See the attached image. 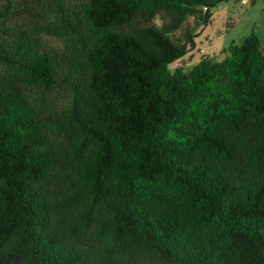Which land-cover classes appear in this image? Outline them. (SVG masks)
Instances as JSON below:
<instances>
[{
    "label": "trees",
    "instance_id": "trees-1",
    "mask_svg": "<svg viewBox=\"0 0 264 264\" xmlns=\"http://www.w3.org/2000/svg\"><path fill=\"white\" fill-rule=\"evenodd\" d=\"M230 1L0 0V264H264L261 41L178 66Z\"/></svg>",
    "mask_w": 264,
    "mask_h": 264
},
{
    "label": "rangeland",
    "instance_id": "rangeland-1",
    "mask_svg": "<svg viewBox=\"0 0 264 264\" xmlns=\"http://www.w3.org/2000/svg\"><path fill=\"white\" fill-rule=\"evenodd\" d=\"M188 23L193 25V19ZM195 49L178 66L191 70L201 56H209L214 61L227 57L230 44H241L244 39L254 32L261 41L264 51V0L230 1L219 4L211 11V21L206 27L196 29ZM177 65L169 66L173 71Z\"/></svg>",
    "mask_w": 264,
    "mask_h": 264
}]
</instances>
